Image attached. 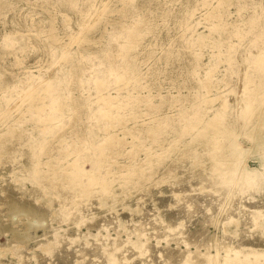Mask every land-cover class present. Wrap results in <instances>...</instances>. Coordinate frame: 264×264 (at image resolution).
<instances>
[{"label": "rangeland", "instance_id": "1", "mask_svg": "<svg viewBox=\"0 0 264 264\" xmlns=\"http://www.w3.org/2000/svg\"><path fill=\"white\" fill-rule=\"evenodd\" d=\"M101 226L264 264V0H0V264Z\"/></svg>", "mask_w": 264, "mask_h": 264}, {"label": "bare ground", "instance_id": "2", "mask_svg": "<svg viewBox=\"0 0 264 264\" xmlns=\"http://www.w3.org/2000/svg\"><path fill=\"white\" fill-rule=\"evenodd\" d=\"M225 167H226V171H225ZM225 167H224V171L228 180H234V176L236 172L235 167L237 166L233 162H231L230 164L225 165ZM241 175L242 177L239 185V190L246 193L248 192L249 189L253 187L254 181L252 179L251 174L246 169H243L241 171ZM10 205L12 211L16 213L34 212L32 206L19 202V200L15 197L14 198L10 197ZM28 224H30V222H28ZM88 226L90 225H87V227ZM102 228L106 230V228L108 227L101 226L97 230V233L95 235H92V237L89 236V238H91L92 240L98 243V245L95 246L96 247L95 250L92 251L87 250L85 248L86 246H84V243L86 244V242L82 241L79 242L78 244V247H80L79 248L80 253L89 257L94 256L95 259L97 258V262H98L97 264H135L136 262L135 263L132 262L131 259L132 257L131 254L133 252L141 255V259L143 260V262L144 260H146V263L144 264H256L255 262L243 263L242 260L235 258L230 260V262H226L230 248L227 247L228 243L225 241V239L224 240L222 239L223 241L222 240L219 241L220 243H222L224 248L226 247L224 249V255L219 256L217 253L215 255V259L213 263H211L210 262L211 256L209 254V245H207L205 241H202L203 239L200 238L197 233H192L185 230L181 233L176 232L170 236L168 235V236L159 237L156 233L148 234V233H141L135 231L133 233L135 234L136 238L134 241H132L130 239V232L128 231L126 233L127 234L126 238H122L119 232H117L116 237H111L108 232L105 235L100 234V230ZM114 230H116V228H114ZM141 235H145L146 237L145 241H142L143 239L142 240L140 239ZM62 236L63 235L58 234L56 237H54L56 241V243L54 244L58 246L57 251L55 248L56 251L55 259L57 258L59 260L58 263L60 264H72L71 261L72 255L70 254V252L66 251V248H64L65 242ZM152 237L157 239L155 244H151L150 242V239ZM161 237L164 240L165 247L158 246L159 239ZM172 241L175 242L176 245L175 249H170L168 247V244ZM180 243L184 244V250L182 251L178 248ZM190 248L192 250H190ZM46 249L40 250V252L35 256H41L44 253H45L44 255H46L48 252V250L46 251ZM91 259L93 261V258ZM90 263L91 261L88 260L86 264H90Z\"/></svg>", "mask_w": 264, "mask_h": 264}]
</instances>
